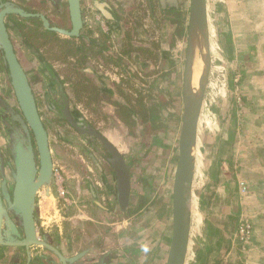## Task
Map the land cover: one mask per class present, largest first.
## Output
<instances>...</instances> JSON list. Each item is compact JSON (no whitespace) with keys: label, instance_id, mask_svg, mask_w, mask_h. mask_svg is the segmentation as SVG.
Segmentation results:
<instances>
[{"label":"crops","instance_id":"0c3cea01","mask_svg":"<svg viewBox=\"0 0 264 264\" xmlns=\"http://www.w3.org/2000/svg\"><path fill=\"white\" fill-rule=\"evenodd\" d=\"M45 1L47 3L43 11L51 14L53 10L60 9V14L67 15V0ZM82 1L84 7L91 4L104 15L110 25L113 41L121 38L126 30L123 26L124 21L120 17L125 0ZM89 15L88 12L85 13L86 30L83 31V35L86 40L97 38V31L91 27ZM215 16L218 21L215 24L217 47L228 65L225 82L221 84V79L218 77V83L221 85H218L219 90L214 94L215 101L212 103L216 113L218 148L221 153L220 170H223L217 192L212 197V210L213 216L215 215L221 223L217 230L222 231L220 235L225 243L222 246L218 241V235L212 238L209 254H219V256L213 262L206 260L205 264H232L234 256L231 238L234 243L235 229L232 222L236 220L234 217L248 220L253 226L252 240L241 255L245 258L246 256L256 258L264 264V0H217ZM208 18L211 40L209 11ZM128 30L130 31L131 28H127L126 32ZM97 43L101 47V43L99 41ZM130 44L137 47L135 41L128 40L127 48ZM108 57L106 51L99 53L97 51L95 56L90 55L87 69L90 80L107 90L110 89L109 87H114L115 83L117 85L121 78V75L114 74L116 68ZM212 70L206 91L210 89ZM59 76L65 86L64 93L58 86L53 87L51 80H47L49 84L46 83L44 104L48 112L46 117L50 122L48 127L54 168L60 169L61 166L63 169L64 185L69 201L64 203L65 208L62 211L57 188L53 186L52 191L51 188L49 190V187H44L43 193L38 195L37 200V216L41 228L52 244L64 255L72 257L70 264H166L171 240L170 243L166 241L156 253L154 250L150 252L149 246L139 253L135 251L130 253L124 244L125 238L119 230H114L103 240L102 232H106L107 225L118 224L115 220L112 222L105 220L101 215L104 210L102 201L106 189L100 186L99 180L106 176L89 168L86 160L75 147L81 144L79 138L68 135L67 129L61 130L62 118L60 120L61 116L58 112L63 105V94L72 101L71 105L74 109L82 112L85 117L88 116L75 102L71 84L66 81L64 75ZM32 83L36 86L34 77ZM41 110L43 111L42 105ZM109 135L114 142L120 140V136L114 131H110ZM73 141H77L76 144L73 145ZM70 161L72 164H69ZM225 170H232L233 173L230 174ZM110 218L113 220L115 216L112 214ZM217 241L220 245L214 246ZM238 244L237 242L236 245ZM19 252H16V256H19ZM44 253L41 248H33L31 263H28L27 258L24 262L16 259H14L15 263L8 262L0 256V264L53 262L49 258L44 259Z\"/></svg>","mask_w":264,"mask_h":264},{"label":"flooded vegetation","instance_id":"af4514ba","mask_svg":"<svg viewBox=\"0 0 264 264\" xmlns=\"http://www.w3.org/2000/svg\"><path fill=\"white\" fill-rule=\"evenodd\" d=\"M44 1V2H43ZM145 0H125L124 6L122 8V13L120 15L122 20V14L128 13L129 10L130 15L134 14V10L140 8V21L136 20L138 25L133 26L131 20L129 18V23L125 27V23L123 26L127 29L131 28L130 30V37L126 35V30L123 32L122 36L126 38V42L130 39L131 41V33L132 30L135 33H138L139 36L135 43H137V47L144 46L151 54L147 56L146 54L141 55L137 59H133V56L130 54L125 53V48L123 45L119 48L116 44L118 39L112 40L111 35L112 31L107 19L104 17L103 14L98 12L95 7L91 4L84 7L82 1V8L84 13H89V18L91 20V27L97 31V38H94L96 42H100L102 45L104 42L107 45L105 46L106 51L108 54L109 61L114 63L113 66L116 68L114 74L121 75L120 82L114 87H109L110 89H105L101 85L94 83V91L92 98L88 100L89 104V114L90 116L85 117V115L77 110L76 108L71 105L72 101L69 100L68 96L66 95L67 100L70 102L71 110L73 111V116H77V113H80L84 116L86 123L92 125L96 128L106 139H108L112 145L119 151L122 157L125 159L126 163L129 165L130 175H131V193L129 203L125 205L123 208L119 198H118V183L119 177L117 174L116 168L113 166L111 161L109 160L112 157L111 151L105 145V143L95 134H88L89 138V145L90 150L85 148L86 152H88L90 157L91 164H88L91 170L97 169V172L101 174H105V178H101L100 186L103 187L105 190L104 199L102 201L104 210L102 211L101 215L105 217V220L117 221L118 225L122 224L121 229L119 230L122 232L125 240L124 244H126L127 249L130 250V253L137 252L139 253L143 248L147 249L146 242L143 243L141 240L144 238V232L140 231L139 228L135 227V220L137 218L134 213H141L146 209L148 206V195L139 196V199H134V180H133V168L131 162L128 160L127 154L123 153L121 147L119 146V141L114 142L110 137V131H114L118 136L121 137L122 128L123 126L126 127V137L130 136V133L138 135V133H142L144 129H148V131H152L161 120V115L159 114L160 111V102H161V94L162 88L159 83V69H157L158 64V54L156 53V49H160V42L157 40H151L150 37V27L147 24V18L150 17L151 21H153V25L160 26V17L156 13L155 8V1L161 8V11L165 13L170 12H179L180 9V0H146V4H144ZM4 2H12L18 6L23 7L25 10L33 13H42L44 14L49 20L51 25L55 26H62L66 28H71V20H70V13L68 8V1H67V10L68 13L65 16L64 14H60V9L58 11L53 10L51 14L43 11L46 8L47 1L45 0H0V5ZM191 4V1H190ZM129 6L130 9L127 7ZM2 9V8H0ZM128 9V10H127ZM138 10V9H137ZM136 10V11H137ZM139 11V10H138ZM148 12V13H147ZM190 14V10H189ZM140 22V23H139ZM5 23L7 29L10 34V38L14 45V49L17 53V56L24 66L25 70L28 73L30 81L32 83V77L35 75L41 76L43 82H45V88L47 86L46 83L49 84L47 80H51L53 82V87H59L62 92L64 90V84L61 83V76L60 74V64L56 66L54 63H50L47 59V52L49 47L54 48L56 47L60 51V42L54 39H51L49 32H54L57 36L60 35L62 37H72V36H65L56 32L54 30H50L45 27L44 22L40 16H22L17 13H7L5 16ZM189 25V22H188ZM85 26V25H84ZM84 28V27H83ZM160 28V27H158ZM83 30V29H82ZM129 31V30H128ZM142 32V34L140 33ZM83 34V31H81ZM188 36V32H187ZM74 37V36H73ZM78 37V36H77ZM119 43V42H118ZM127 44V43H126ZM100 46H94L91 56H95L96 52L99 53ZM4 50L0 47V161L1 159L4 160L6 169H12L13 167V154L11 146H5L3 144L5 138L10 139V136H14L15 129L20 134V139L22 140L23 137L27 138V134L23 129L22 123L17 119V116H22V112L20 110V106L17 100V97L14 92V88L11 82L10 77V69L9 65L6 61L4 56ZM133 55V54H132ZM129 56V57H128ZM187 57V52H186ZM125 58H129L132 62L137 66L134 70L132 68H127L126 65L123 66V62ZM185 68H184V77H183V85H182V101H183V109H184V79H185V70H186V58H185ZM88 69V67H87ZM129 73H134L135 75L132 77ZM66 74V72H65ZM73 77V76H72ZM66 78V77H65ZM74 78V77H73ZM45 80V81H44ZM63 82V81H62ZM60 83V84H59ZM64 83V82H63ZM71 84V82L68 81ZM55 84V85H54ZM137 84V85H136ZM34 92L36 94L37 103L41 112V116L43 121L49 131V122L43 117L44 114L41 110V100L38 96V92L36 90V86L33 85ZM71 86V85H70ZM72 87V86H71ZM122 90H121V89ZM64 93V92H63ZM171 94V93H170ZM176 100V98L174 97ZM62 102L63 105L60 108L65 106V94L62 95ZM99 110H106L110 111L113 115L114 120V127L111 130L106 131L101 127L102 123L97 121L96 117L98 116ZM60 116L67 121V123L71 126L70 122L64 116L62 112H58ZM182 120H183V111H182ZM101 122V121H100ZM137 123V127L134 129V124ZM181 131V130H180ZM121 132V133H120ZM180 136V135H179ZM50 137V133H49ZM132 145L136 142L135 140L132 141ZM51 143V140H50ZM137 143V142H136ZM179 143V141H178ZM131 142L129 141V145ZM131 145V146H132ZM179 153V151H178ZM103 157L105 162L99 159V156ZM106 163V164H105ZM119 164V162H118ZM95 168V169H94ZM9 171V170H7ZM176 175V173H175ZM175 182V179H174ZM194 184V183H193ZM2 186V179H1V168H0V188ZM108 191V192H107ZM10 193L12 194V189L10 188ZM174 194V193H173ZM3 198L4 194L2 192ZM137 201V202H136ZM134 202H136L134 204ZM114 215L115 218L112 220L110 218L111 215ZM139 214V215H141ZM9 216L12 217L11 214ZM13 218V217H12ZM15 223V219L13 218ZM171 223V222H170ZM173 224V220H172ZM117 225V224H116ZM103 226V225H102ZM107 230H111V225H107ZM6 228L8 236L4 235L5 239H15L18 238L17 234L11 229L4 225ZM102 228V227H101ZM105 232V231H104ZM22 234V233H21ZM38 234L41 236L42 239H46L48 242L49 239L44 233H41L38 229ZM103 235V240L106 238V234ZM121 236V237H123ZM51 243V242H50ZM33 248H41L43 252L44 259L53 260L50 264H56L57 262L60 264H64L59 255H57L53 250L43 246V245H32L30 247V253L23 246H12V245H1L0 246V256L8 261V262H16L14 259L24 262L27 258L28 263H31L33 260L32 258V249ZM138 250V251H136ZM19 252V256H16V252ZM48 252L49 254H47ZM18 254V253H17ZM66 256V255H65ZM53 258V259H52ZM72 258V257H69ZM55 260V261H54ZM72 260V259H71ZM70 260V261H71ZM57 263V264H58ZM70 264V262H69Z\"/></svg>","mask_w":264,"mask_h":264},{"label":"rangeland","instance_id":"374dc122","mask_svg":"<svg viewBox=\"0 0 264 264\" xmlns=\"http://www.w3.org/2000/svg\"><path fill=\"white\" fill-rule=\"evenodd\" d=\"M190 1L191 0H180L179 12H170L165 14L161 11V8L155 1V10L160 17L161 24L160 26L153 25V21L150 20V17L147 18V24L150 27L149 38H151V40H157L158 42H160L161 46L160 49H156V53L159 57L157 69L160 68L159 75L161 76L159 77V83L162 88L159 114L162 117L160 122L155 125L156 127L152 131L149 132L148 129H144V131L140 134L138 133V135L134 134L133 132L130 133V136L128 138L125 134L126 127L123 126L122 134H120L122 138H120V141L118 143L121 147L122 152L127 154L128 160L131 162L133 168L134 199H139V196H149L147 197L148 206H146V209L142 212V214L134 213V215L137 216L134 225L136 229L138 227L140 231L144 232L145 235L141 241L143 243L146 242V245L150 247V252L154 250V253H156V251L159 250L160 247L162 248L163 244L166 241L169 242L171 240L170 235H172V233L170 232L172 231L173 225L172 220L174 179L178 164V141L182 125V85L185 68L184 60L186 58L187 52V32ZM216 1L217 0H208L213 54V70L212 78L210 79L209 83L210 89L206 91L205 94L206 98L203 103V108L199 120L198 138L195 148L196 168L192 197V222L186 264H205L206 260L213 262L214 260H216V257H218L219 254H209V246L213 242L212 238L218 235V241L222 244V246L225 243H223L222 236L220 235L222 231L220 230V232H218L217 230L218 225L221 226V223H219L220 221H218L215 215L213 216L214 212L212 210V197H214V193L217 192V187L221 182L220 175H222L223 172V170H220L221 153L220 149L218 148V129L215 122L216 113L212 108V103L215 101L214 94L218 92L217 90H219L218 85L220 83H224L226 80V68L228 65V62L222 58L220 49H218L217 47V33L215 24L218 21L217 17L215 16ZM138 2H140V0H138ZM144 4H146V0L144 1ZM127 8L130 9L129 6ZM137 9V11L134 10V14L130 15L129 10L127 11L128 13L122 14V20L125 23V27L127 24H130L129 18L131 20V17H133L132 25H138L136 23V20L140 21L141 15L140 8L137 7ZM84 30H86L85 27L82 31ZM132 32V40L135 41L139 36L137 35L138 33H135L133 30ZM125 40L126 38L124 37V35L121 36V38L118 39L119 43L117 42L116 45L119 48H121L122 45L123 48L127 47V42ZM46 54L47 59L50 61V63L52 62L56 66H59L60 64V74L66 77L65 72L68 71L69 67L67 66V63L62 60L60 51L56 47H49V50ZM198 57V59L202 61L201 54L199 52ZM124 60L125 61L123 62V66L126 65L127 68L130 67L134 70L137 68L132 60H128V58H125ZM86 66L89 68V64H87ZM73 74L74 77L78 76L75 73ZM37 77L40 79H37ZM218 77H220L221 79L220 83H218ZM44 83L45 82H43V79L40 76L35 75L34 84L36 85V90L42 103V112L46 120L48 121L46 117L48 115V112L46 111V106L44 104V91H46ZM215 87L216 90H214ZM72 94L74 95L73 88ZM174 97L176 98V100L174 99ZM74 100L81 107L84 113L90 116V114L88 113V100L78 102L75 97ZM76 103L75 105L77 106ZM110 111L99 110L98 116L96 117V119L98 118L97 121H99V123H102L101 127H103V129H106V131L111 130L115 125L112 117L113 114ZM61 118L62 117H60V120ZM63 120L65 119L62 118V120L60 121L61 130L65 129L66 131L67 129L68 135H73L76 137V139L79 138L78 140H80L81 144L80 146L75 147L82 155L84 160H86V163L91 164L89 154L85 150V148L90 150L89 142L82 138L81 135L67 123L66 120ZM55 122L56 121H54V123ZM136 127L137 123L134 124V129ZM133 140H135L137 143L135 142L132 145ZM129 141L131 142L130 145ZM3 142L5 146H12V137L10 136V139L5 138ZM75 142L77 141L72 142L73 145L76 144ZM99 159L102 160V162H105L103 157L99 156ZM69 164H72V162L70 161ZM60 169L63 170L61 166ZM225 171L230 174L233 173L232 170ZM53 186H55V181L53 182V185H50V187L52 188ZM43 188L44 187L40 189L38 195L43 193ZM41 197L42 195H40V198ZM136 202H134V204ZM64 203V200L60 198L62 211L65 208ZM234 219H236L234 222L231 221L232 225L235 226L233 232L234 243L233 239L231 238V249L234 256V260L231 263L261 264V262L257 261L256 258L253 259L249 258V256H246V258L249 259V261H247V259L243 255H241V253H244L246 251L251 241L246 244L240 239V236L238 235L239 227L244 220L237 217H234ZM51 222L54 223L55 221L51 220ZM114 226L115 227L111 228V232L109 230H106V232L102 233L104 235L106 234L105 236H107L114 230H120L121 227L119 226H122V224H117ZM227 227L229 226L227 225ZM38 229L41 233L44 231L41 228V223L39 222V220ZM217 242L214 244V246L220 245V243ZM237 242L239 243L238 246L236 245ZM242 260H244V262Z\"/></svg>","mask_w":264,"mask_h":264},{"label":"water","instance_id":"95a60500","mask_svg":"<svg viewBox=\"0 0 264 264\" xmlns=\"http://www.w3.org/2000/svg\"><path fill=\"white\" fill-rule=\"evenodd\" d=\"M71 28L51 25L42 13H33L12 2L0 5V47L9 65L11 82L17 97L22 116L17 119L22 123L27 138L20 139L15 129L12 137L13 167L6 169L4 160L0 161L2 186L0 188V246L12 245L30 247L38 244L53 250L64 264L71 258L65 256L54 244L42 239L38 234L37 200L42 187L53 191L54 159L52 155L49 131L43 121L37 103L36 94L27 71L20 62L5 23L7 13L22 16H40L46 28L65 36H80L85 25L82 0H67ZM198 52L202 59V72L199 87L194 89L193 77ZM212 70L211 40L208 18V0H191L187 57L184 79L183 120L178 143V164L173 194V225L171 243L166 264H186L192 222L193 183L196 168L195 148L198 138L199 120L205 94ZM58 111V110H57ZM71 126L89 142L88 134L97 135L112 153L109 158L119 177L118 198L124 208L129 203L131 193V175L129 165L119 151L96 128L86 123L84 116H73L70 102L65 96V106L60 108ZM61 114V113H60ZM119 162V164H118ZM9 170V171H7ZM10 177V178H8ZM12 189V194L10 193ZM4 194V198L2 195ZM15 219V223L13 218ZM11 228L18 238L5 239L6 228ZM22 233V234H21Z\"/></svg>","mask_w":264,"mask_h":264},{"label":"trees","instance_id":"16d2710c","mask_svg":"<svg viewBox=\"0 0 264 264\" xmlns=\"http://www.w3.org/2000/svg\"><path fill=\"white\" fill-rule=\"evenodd\" d=\"M130 31H128L129 33ZM51 39H56L60 42V56L64 62L67 63L68 71L66 72V81L71 82L73 88L74 97L78 102L84 100H90L94 91V83L88 77L87 64L90 54L94 46L99 44L94 38L86 40L84 35L74 37H62L57 36L54 32H49ZM130 37V34H128ZM142 34V32L140 31ZM105 42L101 45L99 51L105 50ZM125 53L130 54V56L137 57L146 54L149 56L151 51H149L144 46L134 47L133 44H130L129 48H125ZM133 54V55H132ZM78 75L74 77V74ZM130 76H134V73H129ZM74 78H73V77ZM121 89V88H120ZM122 90V89H121Z\"/></svg>","mask_w":264,"mask_h":264},{"label":"built area","instance_id":"2783aa9c","mask_svg":"<svg viewBox=\"0 0 264 264\" xmlns=\"http://www.w3.org/2000/svg\"><path fill=\"white\" fill-rule=\"evenodd\" d=\"M54 181H55V187L57 188L58 194L61 199L64 200L65 203L69 201L67 198V192L64 185V175L62 173L61 169H55L54 168ZM252 224L248 220L242 221V224L239 227V236L240 239L248 244L251 241L252 238Z\"/></svg>","mask_w":264,"mask_h":264},{"label":"bare ground","instance_id":"6f19581e","mask_svg":"<svg viewBox=\"0 0 264 264\" xmlns=\"http://www.w3.org/2000/svg\"><path fill=\"white\" fill-rule=\"evenodd\" d=\"M202 68H203L202 61L197 59L195 64L194 77H193V87L196 90L199 87V78L201 76Z\"/></svg>","mask_w":264,"mask_h":264}]
</instances>
